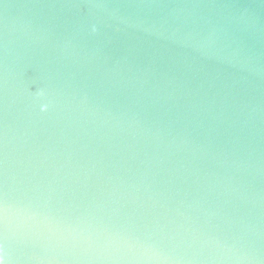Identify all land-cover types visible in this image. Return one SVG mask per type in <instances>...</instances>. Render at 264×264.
I'll use <instances>...</instances> for the list:
<instances>
[{
	"label": "water",
	"instance_id": "1",
	"mask_svg": "<svg viewBox=\"0 0 264 264\" xmlns=\"http://www.w3.org/2000/svg\"><path fill=\"white\" fill-rule=\"evenodd\" d=\"M0 264H264V0H0Z\"/></svg>",
	"mask_w": 264,
	"mask_h": 264
},
{
	"label": "clouds",
	"instance_id": "2",
	"mask_svg": "<svg viewBox=\"0 0 264 264\" xmlns=\"http://www.w3.org/2000/svg\"><path fill=\"white\" fill-rule=\"evenodd\" d=\"M7 227H8V224H7V220H6V218H5V221H4V228L7 229Z\"/></svg>",
	"mask_w": 264,
	"mask_h": 264
}]
</instances>
